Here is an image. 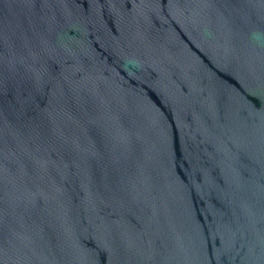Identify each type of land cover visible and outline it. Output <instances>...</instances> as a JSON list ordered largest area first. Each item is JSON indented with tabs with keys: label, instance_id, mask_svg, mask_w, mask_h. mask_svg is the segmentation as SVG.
I'll return each instance as SVG.
<instances>
[{
	"label": "water",
	"instance_id": "water-1",
	"mask_svg": "<svg viewBox=\"0 0 264 264\" xmlns=\"http://www.w3.org/2000/svg\"><path fill=\"white\" fill-rule=\"evenodd\" d=\"M0 264H264V0H0Z\"/></svg>",
	"mask_w": 264,
	"mask_h": 264
}]
</instances>
